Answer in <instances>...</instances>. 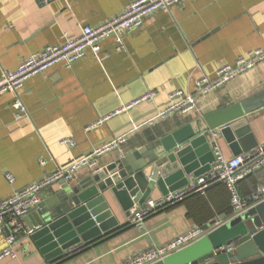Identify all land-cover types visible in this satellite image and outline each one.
<instances>
[{
  "label": "crops",
  "instance_id": "1",
  "mask_svg": "<svg viewBox=\"0 0 264 264\" xmlns=\"http://www.w3.org/2000/svg\"><path fill=\"white\" fill-rule=\"evenodd\" d=\"M131 1L0 0V77L3 70L17 68L27 56L78 36L83 26L109 19ZM253 49H264V0H180L146 17L141 27L123 35L120 44L112 36L105 37L99 41L97 52L88 49L71 65L56 62L28 76L16 93L0 94V200L115 137H125L119 152L98 157L97 167L173 127L198 122L204 128L208 113L258 94L262 103L248 114L247 121L257 144L261 143L264 61L212 91L194 90L198 78L214 79L220 64H233ZM178 90L194 94L195 108L158 117L171 104L170 94ZM149 91L154 93L151 101L112 115ZM14 94L20 97L26 115H16L11 105ZM106 115L111 116L86 130L87 125ZM62 138L73 139L76 144L61 145ZM214 138L225 157L233 156L222 138ZM86 171L76 172L71 182ZM5 173L12 175L13 182L6 180ZM194 178L190 176L188 182ZM262 181L264 166L238 181L237 191L247 201ZM60 186L57 182L52 189ZM47 193L43 190L41 197ZM160 195L156 189L151 198ZM136 207L140 206H132L127 215L116 204L120 231L58 264H119L192 227L228 216L232 210L230 193L223 183L212 184L203 194H191L152 213L141 226L129 223L130 212ZM23 224L27 227L25 220ZM5 245L0 236V250ZM12 249L15 257H4L0 264L46 262L26 235L18 237Z\"/></svg>",
  "mask_w": 264,
  "mask_h": 264
},
{
  "label": "water",
  "instance_id": "2",
  "mask_svg": "<svg viewBox=\"0 0 264 264\" xmlns=\"http://www.w3.org/2000/svg\"><path fill=\"white\" fill-rule=\"evenodd\" d=\"M260 96L208 113L204 128L198 122L173 127L118 154L96 172L87 170L74 182L60 181L57 190L50 186L23 218L33 230L28 237L46 261L58 264L82 250L66 255L69 247L79 243L90 247L119 232L116 204L128 215L132 206H143L154 190L165 195L209 169L214 159L212 133L225 141L233 155L255 147L247 116L261 105ZM114 151L119 152H110ZM226 218L221 216L224 223L214 228V220L203 225L206 235L153 264H264V200Z\"/></svg>",
  "mask_w": 264,
  "mask_h": 264
},
{
  "label": "built area",
  "instance_id": "3",
  "mask_svg": "<svg viewBox=\"0 0 264 264\" xmlns=\"http://www.w3.org/2000/svg\"><path fill=\"white\" fill-rule=\"evenodd\" d=\"M180 0H132L120 12L109 19L96 25H85L81 28L78 36L67 37L60 45H47L38 53L24 58L15 69H5L0 77V94L3 92L16 93L21 88L22 82L30 75H34L47 69L56 62H63L71 65L74 61L83 57L88 49L93 52L98 51L99 41L105 37L112 36L118 44L122 37L136 28L142 26L144 19L158 10H166L175 5ZM264 61V49H253L245 55L236 58L233 64L222 63L216 70L215 78L212 80L202 76L195 81L194 90L198 93H207L223 85L243 72L252 69L259 62ZM154 93L146 92L139 98L131 101L127 105L116 109L112 115L127 110L143 101H151ZM171 104L169 107L158 113V117L167 118L176 113H187L196 106V98L193 93L183 92L181 90L170 94ZM18 117L27 113L19 96L14 94L11 103ZM111 115H106L94 123L86 126L90 130L101 124ZM216 135L212 133L211 150L213 152V161L209 169L203 174L195 177L185 186L170 191L165 195L148 199L143 206L134 208L129 215V223L141 226L144 219L152 213L164 209L168 206L183 200L185 197L200 193L215 183H223L230 193L231 213L227 220L231 219L253 205L264 200V181L255 186L250 193L248 200L242 198L237 191V182L242 180L248 174L264 166V141L257 144L252 149L225 157L215 142ZM124 136H118L110 141L93 148L88 154L74 159L64 167H58L50 174L43 176L39 180L32 182L23 188L14 191L10 196L0 200V236L5 240V247L0 250V259L4 257L14 258L15 253L12 244L22 236H28L33 230L24 226L23 218L30 210L41 200V192L53 184L60 181H71L76 172L86 169L96 172L98 167L97 158L112 150H117L124 142ZM61 145L72 147L76 144L73 139L62 138L59 140ZM8 182H13L10 173H5ZM224 223L223 219H215L211 228ZM207 230L201 227H192L183 233L177 234L174 238L158 246L151 247L141 252L135 253L119 264H153L167 257L168 255L179 251L192 243L196 242L204 235ZM85 244L79 243L69 247L64 253L70 255L83 249ZM42 264H52L46 261Z\"/></svg>",
  "mask_w": 264,
  "mask_h": 264
},
{
  "label": "trees",
  "instance_id": "4",
  "mask_svg": "<svg viewBox=\"0 0 264 264\" xmlns=\"http://www.w3.org/2000/svg\"><path fill=\"white\" fill-rule=\"evenodd\" d=\"M259 169H260V168H259ZM259 169H257V170H259ZM257 170H255L254 172H256ZM254 172L248 174L247 176L252 175ZM247 176H245L244 178H246ZM260 183H261V182H260Z\"/></svg>",
  "mask_w": 264,
  "mask_h": 264
}]
</instances>
